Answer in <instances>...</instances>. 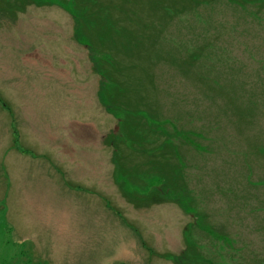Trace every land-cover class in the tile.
Segmentation results:
<instances>
[{
  "label": "rangeland",
  "instance_id": "rangeland-1",
  "mask_svg": "<svg viewBox=\"0 0 264 264\" xmlns=\"http://www.w3.org/2000/svg\"><path fill=\"white\" fill-rule=\"evenodd\" d=\"M0 264H264V0H0Z\"/></svg>",
  "mask_w": 264,
  "mask_h": 264
}]
</instances>
